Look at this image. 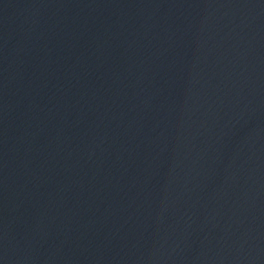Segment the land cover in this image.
Instances as JSON below:
<instances>
[{
    "label": "water",
    "instance_id": "95a60500",
    "mask_svg": "<svg viewBox=\"0 0 264 264\" xmlns=\"http://www.w3.org/2000/svg\"><path fill=\"white\" fill-rule=\"evenodd\" d=\"M0 264H264V0H0Z\"/></svg>",
    "mask_w": 264,
    "mask_h": 264
}]
</instances>
